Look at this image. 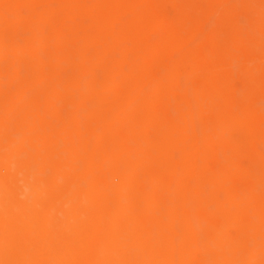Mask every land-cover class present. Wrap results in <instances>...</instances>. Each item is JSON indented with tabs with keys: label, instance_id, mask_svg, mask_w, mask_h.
<instances>
[{
	"label": "bare ground",
	"instance_id": "1",
	"mask_svg": "<svg viewBox=\"0 0 264 264\" xmlns=\"http://www.w3.org/2000/svg\"><path fill=\"white\" fill-rule=\"evenodd\" d=\"M261 13L0 0V264H264Z\"/></svg>",
	"mask_w": 264,
	"mask_h": 264
},
{
	"label": "rangeland",
	"instance_id": "2",
	"mask_svg": "<svg viewBox=\"0 0 264 264\" xmlns=\"http://www.w3.org/2000/svg\"><path fill=\"white\" fill-rule=\"evenodd\" d=\"M259 2H260V4H261V9H262V11L264 10V0H258ZM243 2H244V0H239V5H242L243 4ZM166 10H170L172 13H173V9H172V7L171 6H166ZM175 12V11H174ZM262 15L260 16H254L253 17V21L257 24V25H259V26H264V13H261ZM250 20V17L245 13V12H243V11H238L237 13H236V21H237V24L239 25V26H241V27H246L247 25H248V21ZM246 23V24H245ZM244 24V25H243ZM256 38H257V40L258 41H261L262 39H264V35L263 34H261V33H258L257 35H256ZM263 41L264 40H262L261 42L263 43ZM263 49V47L261 46V44L259 43L257 46H256V50L259 52V51H261ZM2 63L0 62V65H1ZM236 67H237V65H236ZM235 67V71H238L239 72V69L238 68H236ZM236 69H238V70H236ZM234 71V72H235ZM178 72H179V74H181V75H184L186 72H187V69L184 67V68H182V67H180L179 68V70H178ZM238 72H236L235 73V75H233V76H231L230 77V80H229V83H230V86L232 87V89L234 90V91H237V92H241L242 91V83L240 82V80H239V78H238ZM235 81V82H234ZM18 83V82H17ZM14 85H15V83H13ZM13 85V86H14ZM15 86H17V84L15 85ZM235 86V87H234ZM236 88V89H235ZM240 88V89H239ZM256 97H257V101H258V103H259V100L261 99V101H263L262 102V109H263V107H264V97H261V96H259V94L258 95H256ZM260 104V103H259ZM258 104V106H259V108H261L260 106H261V104L259 105ZM198 132H201L200 131V129L198 130L197 129V133ZM199 134V133H198Z\"/></svg>",
	"mask_w": 264,
	"mask_h": 264
}]
</instances>
